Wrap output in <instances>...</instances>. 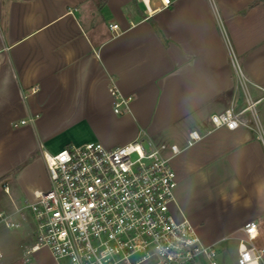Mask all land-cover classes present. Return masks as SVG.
<instances>
[{
	"label": "crops",
	"instance_id": "crops-1",
	"mask_svg": "<svg viewBox=\"0 0 264 264\" xmlns=\"http://www.w3.org/2000/svg\"><path fill=\"white\" fill-rule=\"evenodd\" d=\"M171 1L155 10L150 0L147 16L139 0H0V211L22 222L13 242L33 243L32 219L17 210L50 187L45 152L141 137L184 146L195 129L202 139L171 159L177 215L220 264H238L241 240L264 254V141L255 127L215 129L210 119L250 95L264 129V3ZM112 87L131 97L122 113ZM252 221L259 235L249 242ZM11 248L0 237V264ZM42 250L50 254L21 253L24 262Z\"/></svg>",
	"mask_w": 264,
	"mask_h": 264
},
{
	"label": "built area",
	"instance_id": "built-area-1",
	"mask_svg": "<svg viewBox=\"0 0 264 264\" xmlns=\"http://www.w3.org/2000/svg\"><path fill=\"white\" fill-rule=\"evenodd\" d=\"M139 1L151 16L150 0ZM159 1L161 6L155 10L172 4ZM110 29L117 33L119 26L110 24ZM233 64L239 69L235 59ZM111 93L114 111L122 113L131 97L114 87ZM260 102L248 95L242 110L230 107L213 113V128L255 127L264 141ZM201 139V133L193 129L184 146L141 137L114 148L93 141L45 152L50 187L35 191L33 199L17 210L24 221L29 215L33 222L34 241L22 247L25 259L47 249L58 264H220L217 248L204 244L191 221L178 216L175 209L178 178L171 159ZM4 189L8 193V187ZM21 224L0 211V225L17 229ZM244 230L249 242L259 235L254 221ZM237 263L264 264V254L241 240Z\"/></svg>",
	"mask_w": 264,
	"mask_h": 264
},
{
	"label": "rangeland",
	"instance_id": "rangeland-1",
	"mask_svg": "<svg viewBox=\"0 0 264 264\" xmlns=\"http://www.w3.org/2000/svg\"><path fill=\"white\" fill-rule=\"evenodd\" d=\"M0 196H2V198H4L5 200H8L7 195L4 194L3 188L0 189ZM9 230L11 232L16 229H7L4 225H0L1 239H3L4 242L8 244V246H11L12 247L11 249H15L14 250L15 255H12V256L10 255L5 260V263H8V264H56L53 258L51 257V255L46 250H42L41 252H39L40 261L37 258H34L35 255H33L30 261L24 262V259L22 258V255H21L22 252L20 248L21 247L20 245L24 246V243L23 242L22 243L13 242V239L10 237V234L8 233ZM28 240H31L32 242L34 241L33 234L32 236L28 238Z\"/></svg>",
	"mask_w": 264,
	"mask_h": 264
},
{
	"label": "trees",
	"instance_id": "trees-1",
	"mask_svg": "<svg viewBox=\"0 0 264 264\" xmlns=\"http://www.w3.org/2000/svg\"><path fill=\"white\" fill-rule=\"evenodd\" d=\"M104 1H105V0H104ZM259 1L264 3V0H259Z\"/></svg>",
	"mask_w": 264,
	"mask_h": 264
}]
</instances>
